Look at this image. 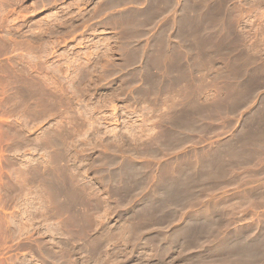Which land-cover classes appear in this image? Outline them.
<instances>
[{"label": "rangeland", "instance_id": "374dc122", "mask_svg": "<svg viewBox=\"0 0 264 264\" xmlns=\"http://www.w3.org/2000/svg\"><path fill=\"white\" fill-rule=\"evenodd\" d=\"M118 1L0 0V264H264V0Z\"/></svg>", "mask_w": 264, "mask_h": 264}, {"label": "bare ground", "instance_id": "6f19581e", "mask_svg": "<svg viewBox=\"0 0 264 264\" xmlns=\"http://www.w3.org/2000/svg\"><path fill=\"white\" fill-rule=\"evenodd\" d=\"M42 1V0H41ZM45 1V0H44ZM116 0H107V4L111 7V6H115V4L117 5L118 3L117 2H115ZM118 1V0H117ZM119 2V1H118ZM146 10V9H145ZM144 10V11H145ZM218 13V12H217ZM137 14V13H136ZM178 90V89H177ZM249 94V93H248ZM251 94V93H250ZM177 95V94H176ZM249 96V95H248ZM245 97V96H244ZM243 98V97H242ZM247 98V97H246ZM148 104V103H147ZM147 106V105H146ZM150 106V105H149ZM236 110V109H235ZM221 111V113H224L226 110L225 109H222V110H220ZM210 116V115H209ZM186 122V121H185ZM230 123V122H229ZM190 124V123H189ZM170 127V126H169ZM255 131H257V130H255ZM254 131V132H255ZM260 131V130H259ZM245 133V132H244ZM243 133V134H244ZM256 133V132H255ZM258 133V132H257ZM256 133V134H257ZM148 134V133H147ZM246 134V133H245ZM260 134V133H259ZM249 136H248V138L246 139L247 140V143L249 144V145H254V146H256L257 145V143H256V141H255V138H254V136L253 135H250V134H248ZM242 136V135H241ZM260 137V136H259ZM182 137H180L179 135L177 136V141H179V139H181ZM237 138V137H236ZM235 138V139H236ZM242 138V137H241ZM183 139V138H182ZM245 139V138H244ZM175 140V141H176ZM234 142V141H233ZM229 142H225V141H223V142H221L220 143V148H218V149H216V150H214L213 152H212V154H209V155H202V156H196V160L198 161V163L199 162H201V164H199L200 166L202 165V166H204V165H207V166H211L210 165V162H211V159L214 157V156H216V155H218V153L221 151V149L222 148H224V149H227L228 147H229ZM238 145V144H237ZM260 146V145H259ZM145 147V146H144ZM257 147V146H256ZM133 148V147H132ZM242 148V147H241ZM250 148H251V146H250ZM259 148V147H258ZM236 149V148H235ZM253 150V149H252ZM258 150V149H257ZM166 151V150H165ZM259 151V150H258ZM161 152V151H160ZM234 152V151H233ZM242 152V151H241ZM146 153V152H145ZM235 154V153H234ZM239 154V153H238ZM240 155V154H239ZM145 156V155H144ZM220 157V156H219ZM256 158V157H255ZM223 159V158H222ZM177 160V159H176ZM188 160V159H187ZM201 160V161H200ZM246 161V160H245ZM170 164V163H169ZM250 165V164H249ZM260 165V164H259ZM116 167V166H115ZM212 167V166H211ZM163 168V167H162ZM161 168V169H162ZM216 168V167H215ZM233 168V167H232ZM128 170L129 168H128V165H124V166H122V168L120 169L121 171H125V170ZM198 170V169H197ZM227 172V171H226ZM161 173V172H160ZM172 173V174H171ZM169 172V174H171L170 176H169V179H171L170 181H167V179L168 178H166L165 180L167 181V183H170V184H167L166 183V185H164V187H163V185L161 186L162 188H161V190L163 189H169V188H171V194H175V196L178 194V193H180V192H182V190L180 189V188H178L177 186H175L176 184H177V182L180 180H178V178L176 179V178H174L173 179V175H177L178 174V172L177 171H174V170H172V172ZM164 174V173H163ZM112 175V174H111ZM144 175V174H143ZM161 175V174H160ZM225 175V174H224ZM263 176V175H262ZM117 177V176H116ZM161 177V176H160ZM163 177V176H162ZM167 177V176H166ZM152 178V177H151ZM137 179V178H136ZM218 179V178H217ZM157 180V179H156ZM108 181V180H107ZM120 181V180H119ZM126 181V180H125ZM163 181V180H162ZM162 181L160 182L161 184H162ZM192 181V180H191ZM199 183V182H198ZM246 183V182H245ZM153 184V183H152ZM121 185V184H120ZM203 185V184H202ZM143 186V185H142ZM175 186V187H174ZM210 186V185H209ZM121 187V186H120ZM173 187V188H172ZM189 187V186H188ZM191 187V186H190ZM226 187V186H225ZM234 187V186H233ZM108 189V188H107ZM114 189V188H113ZM153 189V188H152ZM160 189V188H159ZM165 189V190H166ZM167 189V190H168ZM205 189V188H204ZM239 189V188H238ZM160 190V191H161ZM164 190V191H165ZM170 190V189H169ZM181 190V191H180ZM121 191V190H120ZM136 191V190H135ZM228 191V190H227ZM242 191V190H241ZM130 192V191H129ZM129 194V193H128ZM132 194V193H131ZM136 194V193H135ZM239 194V193H238ZM243 194V193H242ZM158 195V194H157ZM232 195V194H231ZM174 196V195H173ZM174 196V197H175ZM240 196V195H239ZM164 197V196H163ZM171 197V196H170ZM169 197V198H170ZM173 197V198H174ZM182 197V196H181ZM240 197H242V196H240ZM239 197V198H240ZM62 198V197H61ZM166 198H168V197H166ZM168 198V199H169ZM264 198V197H263ZM177 199V198H176ZM227 201V200H226ZM166 202H168L167 200H166ZM211 202V201H210ZM147 203H148V201H147ZM206 203V202H205ZM156 204V203H155ZM160 204V203H159ZM230 204V203H229ZM244 205V204H243ZM229 207V206H228ZM35 209V208H34ZM40 209V208H39ZM45 209V208H44ZM222 210H224V209H222ZM144 213V212H143ZM141 214V213H140ZM213 214V213H212ZM38 215V214H37ZM48 218H49V216H48ZM140 220V219H139ZM207 221V220H206ZM207 222H205V221H202V222H200L199 223V226H197V227H199V230L201 229L202 230V233L204 234V233H206V229H207ZM58 227V226H57ZM48 228V227H47ZM236 231V230H235ZM59 232V231H58ZM178 233V232H177ZM196 234H199V232L198 233H196ZM211 234V233H210ZM235 236V235H234ZM209 237V236H208ZM231 238V237H230ZM258 238V237H257ZM260 238V237H259ZM207 239V238H206ZM222 239V238H221ZM224 239V238H223ZM242 239V237L240 238V237H237V238H232V240L231 241H234L233 243H235V245H234V253L237 255V256H239V259L241 260V257H244L243 255H247L249 252H251V251H253L254 249H255V245H257V241H255V242H252V243H244V242H241L240 240ZM255 239V238H254ZM173 240V239H172ZM197 240V239H196ZM195 240V241H196ZM229 240V239H228ZM220 241V240H219ZM243 241V240H242ZM246 241V240H245ZM252 241V240H251ZM264 241V240H263ZM170 242V241H169ZM176 242V241H175ZM249 242V241H248ZM262 242V241H261ZM225 243H226V240H222L221 242H219V243H217L216 244V246L213 248L215 251H221L222 249H224L225 248ZM259 244V243H258ZM66 247V246H65ZM258 249V248H257ZM35 250H38V253L41 255V257L43 258V259H46L45 261H47L48 259L49 260H51V258H49V253H47L46 251L47 250H45V248L42 246V245H38L37 246V249H35ZM65 252V251H64ZM258 252V251H257ZM37 253V252H36ZM53 256V255H52ZM241 256V257H240ZM63 257V256H62ZM53 258V257H52ZM56 259H57V257H55ZM67 258V257H66ZM70 259V258H69ZM60 260V259H59ZM227 260V259H226ZM225 260V261H226ZM57 261V260H56ZM55 261V262H56ZM229 261V260H228ZM238 261V260H237ZM63 262V261H62ZM62 262H61V264H62ZM243 262V261H242ZM52 263V262H51ZM190 263V262H189ZM234 263V262H233ZM53 264V263H52ZM223 264H224V262H223ZM238 264H240L239 262H238Z\"/></svg>", "mask_w": 264, "mask_h": 264}]
</instances>
